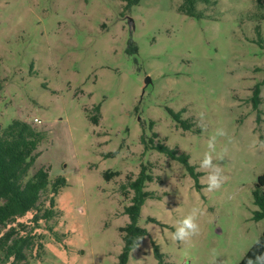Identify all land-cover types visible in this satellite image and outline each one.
Wrapping results in <instances>:
<instances>
[{
	"label": "rangeland",
	"instance_id": "374dc122",
	"mask_svg": "<svg viewBox=\"0 0 264 264\" xmlns=\"http://www.w3.org/2000/svg\"><path fill=\"white\" fill-rule=\"evenodd\" d=\"M183 2L0 0V130L21 120L42 133L30 175L46 168L66 182L57 217L11 223L34 238L21 264H238L259 240L264 0L200 1L199 18ZM218 129L213 163L227 180L209 192L200 163ZM142 171L148 234L121 263L128 183ZM193 208L198 232L174 240Z\"/></svg>",
	"mask_w": 264,
	"mask_h": 264
},
{
	"label": "trees",
	"instance_id": "16d2710c",
	"mask_svg": "<svg viewBox=\"0 0 264 264\" xmlns=\"http://www.w3.org/2000/svg\"><path fill=\"white\" fill-rule=\"evenodd\" d=\"M200 1L208 3V0H184L179 11L186 16L199 18L195 6ZM129 4H133L132 1ZM2 83L0 79V92ZM255 91L258 93L257 88ZM170 114L176 120H179L181 116L180 113L171 112ZM98 120L97 116L93 117L95 124L98 123ZM189 127L190 125L187 128ZM42 139V133L21 120H13L0 130V253L10 260L9 264L24 262L25 251L33 246L34 239L30 233L18 235L19 229L11 226V223L32 214L30 222L36 226L40 221L48 222L58 216L56 198L61 188L66 184L65 179L58 177L50 181L49 169L46 168H39L30 175ZM156 150L187 164L188 156L177 155L175 150H168L162 145L157 146ZM113 175L114 173H109V176ZM194 178L196 179V175ZM150 180L151 177L142 171L134 181L128 183V188L133 191L134 195L130 199V206L125 209V215L128 216L129 222L121 228L123 233L121 263L126 261L131 251L142 244L148 234L144 228L138 225V219L144 200L153 197L152 193L143 191L144 183ZM44 194L48 195V205L44 210H41L43 206L41 197ZM254 201L259 208V212L255 213V220L258 221L264 218V174L257 179ZM2 229H7V231L1 234ZM49 230L52 232L51 228ZM259 242L247 251L238 264H249L250 260L255 262L258 255L264 254V231Z\"/></svg>",
	"mask_w": 264,
	"mask_h": 264
},
{
	"label": "clouds",
	"instance_id": "9594fccd",
	"mask_svg": "<svg viewBox=\"0 0 264 264\" xmlns=\"http://www.w3.org/2000/svg\"><path fill=\"white\" fill-rule=\"evenodd\" d=\"M36 123L39 124V118L36 119ZM226 132L223 129H218L216 134L210 137L206 151L203 155V158L200 163L201 169L209 170L207 175V189L206 191L217 190L222 186V183L227 180L226 176L221 174V168L218 164H214V153H216V139L217 136H224ZM219 159H223V156L220 155ZM200 213V209L193 208L191 213L187 215L183 220L178 222V227L176 228L175 233L173 234V239L178 241H185L190 236L196 234L198 232V225L196 223V219L198 214ZM259 244V240L256 241ZM249 264H264V254L258 255L255 258V262L249 261Z\"/></svg>",
	"mask_w": 264,
	"mask_h": 264
},
{
	"label": "water",
	"instance_id": "95a60500",
	"mask_svg": "<svg viewBox=\"0 0 264 264\" xmlns=\"http://www.w3.org/2000/svg\"><path fill=\"white\" fill-rule=\"evenodd\" d=\"M149 79H147L146 81H145V85H148L149 84Z\"/></svg>",
	"mask_w": 264,
	"mask_h": 264
},
{
	"label": "built area",
	"instance_id": "2783aa9c",
	"mask_svg": "<svg viewBox=\"0 0 264 264\" xmlns=\"http://www.w3.org/2000/svg\"><path fill=\"white\" fill-rule=\"evenodd\" d=\"M33 123H34V124H36V118H35V119H33Z\"/></svg>",
	"mask_w": 264,
	"mask_h": 264
}]
</instances>
